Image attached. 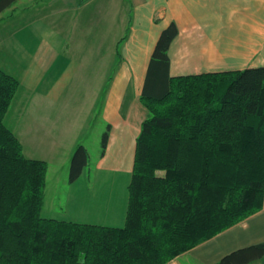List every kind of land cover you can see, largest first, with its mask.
Returning a JSON list of instances; mask_svg holds the SVG:
<instances>
[{"label": "trees", "instance_id": "16d2710c", "mask_svg": "<svg viewBox=\"0 0 264 264\" xmlns=\"http://www.w3.org/2000/svg\"><path fill=\"white\" fill-rule=\"evenodd\" d=\"M15 1L0 0V14ZM176 34L165 27L149 58L120 225L41 214L47 163L26 156L3 122L19 80L0 67V264H168L262 208L264 65L171 75ZM87 161L78 144L69 181ZM262 261L264 240L214 264Z\"/></svg>", "mask_w": 264, "mask_h": 264}, {"label": "crops", "instance_id": "0c3cea01", "mask_svg": "<svg viewBox=\"0 0 264 264\" xmlns=\"http://www.w3.org/2000/svg\"><path fill=\"white\" fill-rule=\"evenodd\" d=\"M124 1L106 0L103 6L100 0H16L4 10L6 17H0V26L6 22L0 47L13 56L17 64L5 70L19 80L12 101L17 100L24 110H30L33 102H38L37 98H45L51 104L46 107L47 113L51 108L54 111L65 109L64 114H68L78 108L77 104L70 108L66 105L75 91L91 92L84 110L91 111L92 106L101 103V114L109 124V132L96 170L103 174V179L124 175L127 188L135 138L147 112L139 96L149 58L161 31L170 23L177 28L168 49L171 75L264 65V0ZM91 10L102 17L94 27L90 26L93 23ZM125 19L128 26L122 35L117 27ZM90 32L94 34L88 35ZM106 37L109 39L105 40ZM103 41L110 42L107 47L110 51L106 50V54L113 68L106 91L101 94L100 57L95 60L94 54H101L100 50L97 53ZM64 114L60 119L69 118ZM48 118H52L50 114ZM79 127H83L82 124ZM45 133L50 134L47 128ZM51 141L61 143L55 139ZM98 209L100 207L96 206L95 210ZM125 209L126 201L105 206V210L91 221L120 225ZM75 215L66 218L87 221L79 213ZM263 240L264 205L174 257L168 264H182L181 258L186 264H214L233 250Z\"/></svg>", "mask_w": 264, "mask_h": 264}, {"label": "rangeland", "instance_id": "374dc122", "mask_svg": "<svg viewBox=\"0 0 264 264\" xmlns=\"http://www.w3.org/2000/svg\"><path fill=\"white\" fill-rule=\"evenodd\" d=\"M100 2L103 6L107 4L106 0H100ZM124 2L129 3L127 0ZM91 12L93 23L90 26L94 27L97 19L102 20V17L97 13L95 14L93 10ZM5 13L6 11L0 17H6L7 14L5 15ZM4 23L6 22L0 26V37L4 34ZM109 26L114 27V24ZM127 26L125 19L121 26L117 27L120 34H125ZM92 34L94 32H90L88 35ZM108 39L106 37L105 40ZM101 45V49L97 48V54H99V50L101 54H94V56H96L95 60L100 57L98 82L99 91L104 94L109 83L108 78L112 74L113 64L110 61L111 58H108V54H106V50L110 51V48H107L110 42L103 41ZM0 59L3 60L0 62V66L4 69L7 66L9 70L11 67H17V64L13 62V56L11 57L3 47H0ZM85 80H88L87 76ZM70 99L71 102L66 104L67 107H74L77 104L76 107L78 108L76 111L68 112V114H64L65 109L54 111L51 108H48L47 113L46 107L51 104H48L45 98H37L35 101L38 102H33L28 111L24 110L22 104H17V100L15 103L11 101L3 122L17 136L26 156L43 159L47 163L46 183L43 190L44 204L41 214L66 218L76 216L75 213H79L80 216L84 217L83 220L92 222L93 217L100 215V212L105 210V206L119 205L126 201L125 176L110 175L103 179V174H98L96 170L102 151V135L107 129V123L101 114V103L92 106L91 111H88L89 109L84 110L87 101L91 99L90 91H75L71 93ZM34 110L38 113H35ZM48 114L53 119L48 118ZM63 114L64 117L69 115V118L60 119ZM80 124L83 127H79ZM46 128L48 133L50 132L49 135L45 133ZM52 139L61 141V143L55 144L54 141H51ZM78 144H82L86 148L88 161L77 181L75 180L74 184H71L69 181L70 159ZM94 205L100 209L95 210L96 206L94 207ZM180 262L186 264L184 258H181Z\"/></svg>", "mask_w": 264, "mask_h": 264}, {"label": "water", "instance_id": "95a60500", "mask_svg": "<svg viewBox=\"0 0 264 264\" xmlns=\"http://www.w3.org/2000/svg\"><path fill=\"white\" fill-rule=\"evenodd\" d=\"M260 264H264V263H260Z\"/></svg>", "mask_w": 264, "mask_h": 264}]
</instances>
